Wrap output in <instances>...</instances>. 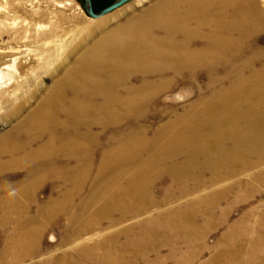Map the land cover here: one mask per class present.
I'll use <instances>...</instances> for the list:
<instances>
[{"label": "bare ground", "instance_id": "obj_1", "mask_svg": "<svg viewBox=\"0 0 264 264\" xmlns=\"http://www.w3.org/2000/svg\"><path fill=\"white\" fill-rule=\"evenodd\" d=\"M93 30L56 38L42 33L47 49L34 51L39 70L28 68L31 49L0 65V112L8 126L0 134V170L26 169L23 180L4 187L13 210L1 219L11 227L0 264L39 257L40 239L60 218L64 249L32 264H136L149 253L158 260L170 235L188 244L180 256L190 263L202 250V228L223 224L230 213L225 208L204 227L196 223L230 189L202 197L205 185L249 175L264 162V156L241 160L232 148L264 152V0L166 2L88 43ZM187 85L193 97L161 100ZM150 110L164 122L154 127ZM242 122L251 139L239 134ZM91 174L88 193L75 201ZM165 177L170 185L158 199L154 187ZM47 178L71 187L27 215Z\"/></svg>", "mask_w": 264, "mask_h": 264}, {"label": "rangeland", "instance_id": "obj_2", "mask_svg": "<svg viewBox=\"0 0 264 264\" xmlns=\"http://www.w3.org/2000/svg\"><path fill=\"white\" fill-rule=\"evenodd\" d=\"M178 1L182 0H129L112 11L100 17L93 18L86 12L84 0H0V65L4 59H7L8 55L16 54L17 51H22L21 49H31V52L33 53L29 52L25 58L28 63L27 65L29 66L28 68H30L32 71L39 70L38 58L35 52L39 51V49H47V45H44L46 42L45 36H43L42 33H51L50 37L56 38L57 36L66 35L67 33H87V31L93 30L94 28L93 33L95 35L96 33L111 31L117 26L122 25L129 18L141 16L148 11L158 7L160 8L166 2L174 4ZM175 6H177V3ZM180 8L182 7L180 6ZM99 22L103 24L100 28H96L95 26L99 24ZM191 23V26H193V22ZM94 35L90 36L88 43L93 42L97 38V36ZM260 36V38H263L264 33H261ZM2 55L4 57H2ZM44 78L46 81H48L47 77L44 76ZM137 81L135 80V83H137ZM186 88L187 89L185 90L182 89L180 94L177 93L180 91V89H177V92H172L170 97L167 95H162L161 100L173 99L175 102H181L185 92H187L188 97H193V89L188 85ZM41 94L42 92H39V95ZM33 101V99L30 100L29 106L34 103ZM2 114L3 111L0 112V134L5 132L8 128L7 123L1 118ZM146 116H149V121L154 127L157 126V124L164 122V120H161V118L158 116L156 110H150L146 113ZM241 117L243 120L246 115H238V118ZM240 127L242 128L239 132L241 137L245 139H251L252 134L251 131H249V127L245 126L243 122ZM232 148L236 157L244 161H253L264 156V152H262V148L260 147L235 146ZM100 153L101 150H98L97 155L94 158V160H96L94 163L96 164L99 162ZM261 164L258 167H253L250 171L251 174L249 175H235L232 177H227L221 181H218L217 183L205 185V188H203V193L200 194L202 197L211 196L214 189L216 190L224 187L230 189L225 198H217L215 204H212L213 207L210 206V209L204 213V216H202L203 218L201 217L198 219L196 223L204 227V224H206L205 221H207L208 218L213 219L216 214L225 208H229L230 213L226 222L223 224H212V226H210L211 228L209 227L208 230L202 228L204 229L202 250L195 258H193V260H191L190 263H185L183 257L180 256L182 252L189 248L188 244L182 242L180 239L174 240L173 235H170L169 240L171 241L172 239V244L169 246L170 248L161 247L159 249L158 260L154 259L156 258V255L154 256V254L149 253L144 257V260L137 259L136 264H177L178 262L179 264H264V250H261L260 252H258L257 249L254 250L252 242L249 244L251 247L249 248L248 242L251 241L252 238L249 240L247 235V225L253 223V220H249L248 217L250 216L248 214L250 213L252 218V214L254 212H264V163L262 165ZM25 172L26 169L22 166H14L0 170V249L6 241V230H9L11 227L10 224L4 225V223L1 221L2 215L6 211L9 212L13 210L10 207V202L8 201V197L10 196L9 192L11 194V191L7 188L5 190L4 187L5 185L8 186L10 182L14 184L20 180H23L26 177ZM91 176L92 174L88 177L90 179L82 184V189L76 192L77 194L74 192V195H76L75 201H77V199L80 197L83 198L88 193L91 187ZM49 180L50 178L44 180L41 187L36 192L34 202L31 203L29 207L25 208L26 213H28L27 215H35L39 206L42 207L52 199L57 200L61 195V192H66L68 191L69 187H71V184L68 183H63L61 181L58 182L57 180L53 181L52 179L50 181ZM253 180L260 181L257 182ZM169 185L170 183L167 177H165L163 180H160L159 183L154 187L155 196L160 199L164 190H166ZM247 186H251V189H253L248 196H246ZM253 186L255 187L252 188ZM50 187L53 189L51 190ZM18 200L19 202H22L21 197H18ZM191 200L192 198L185 200L183 201L184 203H178L170 209L174 211L175 209L181 208L182 206L180 205H184ZM233 202L235 205L230 206L229 204H233ZM141 215L142 214H140L137 218H139ZM37 217L38 219H42L44 215H38ZM147 218L148 217H144L142 220ZM56 222V224L47 228L46 232L40 239V255L37 257L38 260L37 258H33L31 260L32 262L26 260L22 264H32L53 254V256H55L62 249H64L60 245V241L63 229L66 227V220L64 218H60L58 221L56 220ZM129 222L130 220H128L126 223ZM237 222L241 223L237 224ZM231 225L234 227L237 226L235 229L234 239L228 238V229H230L229 227ZM107 226V224H104L102 228L106 229L108 228ZM136 230V235L139 236V233L142 232V230L139 228ZM167 232L168 231H164L160 235L156 236L155 239L162 238L164 234H168ZM90 234L94 235L96 234V231H93L89 234H84L83 237H88ZM124 239L126 240V237L122 238V240ZM157 244H160V241H157ZM249 249L252 251L249 252ZM253 251L254 253H260L255 254L257 255L256 257L262 259L260 263L253 262ZM168 253H171L170 258L167 257ZM155 260H157L156 263L154 262ZM91 264L103 263L101 261H93Z\"/></svg>", "mask_w": 264, "mask_h": 264}, {"label": "crops", "instance_id": "obj_3", "mask_svg": "<svg viewBox=\"0 0 264 264\" xmlns=\"http://www.w3.org/2000/svg\"><path fill=\"white\" fill-rule=\"evenodd\" d=\"M263 164V160L259 161L256 165H254L253 167L255 166H259L260 164ZM261 164V165H262ZM253 181H257L259 182L258 180H253ZM255 186H253L252 188H254ZM253 189H251V186H247V196L249 195V193L252 192ZM257 212H254L252 214V218H251V214L249 213L248 215L250 217L249 220H253V223L250 224V225H247V235H248V238L249 240H252L248 242V245L252 242L253 243V248L254 250L257 249L258 252H260L261 250H264V212L263 213H257ZM252 225V226H251ZM256 242V243H255ZM249 248L250 245L248 246ZM252 250L249 249V252H251ZM251 254V253H250ZM255 254H260V253H252V256H253V262H258L260 263V261L262 260L261 258L259 257H256L257 255ZM252 261V260H250ZM263 263V262H261Z\"/></svg>", "mask_w": 264, "mask_h": 264}, {"label": "water", "instance_id": "obj_4", "mask_svg": "<svg viewBox=\"0 0 264 264\" xmlns=\"http://www.w3.org/2000/svg\"><path fill=\"white\" fill-rule=\"evenodd\" d=\"M85 1V10L86 12L93 18L100 17L113 9L121 6L122 4L126 3L129 0H113L111 3L108 5L104 6L98 11H94L93 6H92V0H84Z\"/></svg>", "mask_w": 264, "mask_h": 264}, {"label": "trees", "instance_id": "obj_5", "mask_svg": "<svg viewBox=\"0 0 264 264\" xmlns=\"http://www.w3.org/2000/svg\"><path fill=\"white\" fill-rule=\"evenodd\" d=\"M112 1H113V0H109V2H106L105 4H102V5H100V6H99V5H96V4L94 3V1H93L92 6H93L94 11H97V10L103 8L104 6L108 5V4L111 3Z\"/></svg>", "mask_w": 264, "mask_h": 264}, {"label": "flooded vegetation", "instance_id": "obj_6", "mask_svg": "<svg viewBox=\"0 0 264 264\" xmlns=\"http://www.w3.org/2000/svg\"><path fill=\"white\" fill-rule=\"evenodd\" d=\"M93 1H94V3L96 4V5H102V4H105L106 2H109V0H92V3H93ZM100 10V9H99ZM98 11V10H97Z\"/></svg>", "mask_w": 264, "mask_h": 264}]
</instances>
